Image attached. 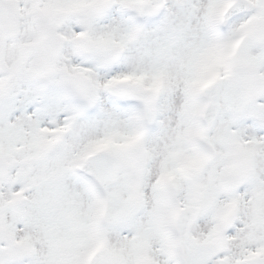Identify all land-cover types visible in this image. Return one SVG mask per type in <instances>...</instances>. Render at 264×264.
<instances>
[{"label": "snow or ice", "instance_id": "obj_1", "mask_svg": "<svg viewBox=\"0 0 264 264\" xmlns=\"http://www.w3.org/2000/svg\"><path fill=\"white\" fill-rule=\"evenodd\" d=\"M0 264H264V0H0Z\"/></svg>", "mask_w": 264, "mask_h": 264}]
</instances>
